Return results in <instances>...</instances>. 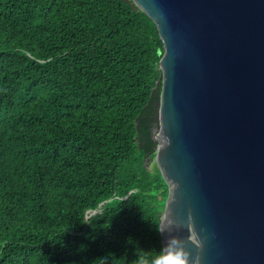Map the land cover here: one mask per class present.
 I'll return each instance as SVG.
<instances>
[{"label": "trees", "instance_id": "16d2710c", "mask_svg": "<svg viewBox=\"0 0 264 264\" xmlns=\"http://www.w3.org/2000/svg\"><path fill=\"white\" fill-rule=\"evenodd\" d=\"M162 52L123 0H0V264H131L162 247Z\"/></svg>", "mask_w": 264, "mask_h": 264}, {"label": "water", "instance_id": "95a60500", "mask_svg": "<svg viewBox=\"0 0 264 264\" xmlns=\"http://www.w3.org/2000/svg\"><path fill=\"white\" fill-rule=\"evenodd\" d=\"M123 1L163 47L152 138L167 184L159 229L166 213L173 223L162 246L176 236L199 264H264V0Z\"/></svg>", "mask_w": 264, "mask_h": 264}, {"label": "clouds", "instance_id": "9594fccd", "mask_svg": "<svg viewBox=\"0 0 264 264\" xmlns=\"http://www.w3.org/2000/svg\"><path fill=\"white\" fill-rule=\"evenodd\" d=\"M163 227L159 231H164L167 229L173 221L169 218V214L166 213L162 218ZM192 238L196 239V234L193 233ZM129 242H133L128 237ZM144 250L137 251L136 259L131 262V264H199V257H195L189 260V253L184 248L183 242L176 236L168 237L164 245L155 252L144 254ZM124 264H129L128 260L125 259Z\"/></svg>", "mask_w": 264, "mask_h": 264}]
</instances>
